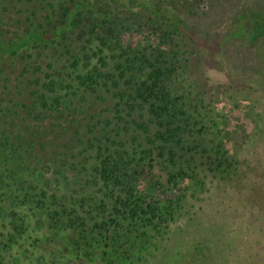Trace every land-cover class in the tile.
Instances as JSON below:
<instances>
[{"label":"trees","instance_id":"trees-1","mask_svg":"<svg viewBox=\"0 0 264 264\" xmlns=\"http://www.w3.org/2000/svg\"><path fill=\"white\" fill-rule=\"evenodd\" d=\"M5 1L27 26L0 38V63L26 74L29 49L52 48L67 65L0 97V264L145 263L193 189L235 177L188 71L216 36L211 0ZM197 230L187 260L231 264L226 236Z\"/></svg>","mask_w":264,"mask_h":264},{"label":"rangeland","instance_id":"rangeland-1","mask_svg":"<svg viewBox=\"0 0 264 264\" xmlns=\"http://www.w3.org/2000/svg\"><path fill=\"white\" fill-rule=\"evenodd\" d=\"M13 6L0 0V38L9 40L27 26L24 14ZM205 11L216 26L211 35L216 36L208 47H197L202 55L201 73L196 67L188 71L201 83L202 100L211 102L212 119L221 132L218 139L230 151L235 177L208 178L203 189H193L183 202L181 217L169 226L176 232L157 239L155 256L142 264H194L187 260V241H193L195 230L203 225L226 236L224 249L234 256L228 263L249 264L239 258L244 252L256 254L258 248L264 257V214L259 213L260 207L264 210V35L260 27L264 0H211ZM28 53L33 67L26 74L23 68L27 65L21 59L9 57L0 63V97L7 102L13 97L9 91L28 93V82L21 74L44 77L45 72L67 65L52 48H30ZM218 85L220 90H216ZM173 251L179 254L178 262ZM214 260L221 263L217 257Z\"/></svg>","mask_w":264,"mask_h":264},{"label":"flooded vegetation","instance_id":"flooded-vegetation-1","mask_svg":"<svg viewBox=\"0 0 264 264\" xmlns=\"http://www.w3.org/2000/svg\"><path fill=\"white\" fill-rule=\"evenodd\" d=\"M261 29L263 30V35H264V15L261 17Z\"/></svg>","mask_w":264,"mask_h":264}]
</instances>
